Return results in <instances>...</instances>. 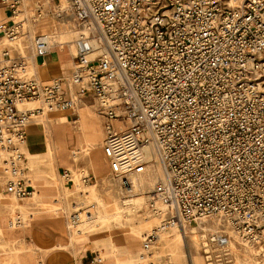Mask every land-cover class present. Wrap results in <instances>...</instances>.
I'll use <instances>...</instances> for the list:
<instances>
[{
    "label": "built area",
    "instance_id": "built-area-1",
    "mask_svg": "<svg viewBox=\"0 0 264 264\" xmlns=\"http://www.w3.org/2000/svg\"><path fill=\"white\" fill-rule=\"evenodd\" d=\"M22 1L0 0L13 18L0 27L4 190L19 200L34 193L23 146L43 108L19 105L73 108L68 79L77 96L98 102L103 151L125 206L133 204L132 176L148 171L143 147L157 153L162 176L146 205L161 222L144 235L142 260L153 257L162 232L184 223L197 225L207 264H236L235 244L264 253V0H66L80 29L77 55L68 78L47 82L33 61L49 56V38L37 35L29 55L11 45L29 35L25 20H14ZM37 8L42 16L43 5ZM125 136L132 143L122 154L130 151L132 162L113 145ZM81 181L92 176L81 173ZM210 221L214 231L206 229ZM22 224L18 214L9 219Z\"/></svg>",
    "mask_w": 264,
    "mask_h": 264
},
{
    "label": "bare ground",
    "instance_id": "bare-ground-1",
    "mask_svg": "<svg viewBox=\"0 0 264 264\" xmlns=\"http://www.w3.org/2000/svg\"><path fill=\"white\" fill-rule=\"evenodd\" d=\"M43 2L46 5L48 10L46 12L44 10L42 12L43 15L38 16V14H37L38 5L35 2V0H23L21 5L18 8L17 13L18 12L19 13L17 14L16 18L20 17V16H22L21 19H23V17L25 18L23 20H25L27 25L28 24L31 25V32L29 35L31 37H34V39L36 37V33H42L40 35H43V36H46L49 38L50 45H51L50 46L51 54H55L56 52L69 54L71 57V62H74V57L77 55L76 39L78 38V36L80 34L79 33L80 29H79L78 25L75 29V25L73 24L74 18L72 16V14L69 12L66 0H60V3H57V4L53 0H43ZM236 3H237V1L231 2V4H233V5ZM49 13H51L52 17L48 15ZM29 15H31L32 16L31 18L33 19V20H31V22H30ZM12 19L13 18L11 17L10 21ZM34 39H33V41H34ZM33 41H32L31 45H33ZM96 54L97 53L91 54L88 57V59H90V60L93 59L96 56ZM35 58H38V57H35ZM65 61H66V59H65ZM34 64H35L34 69L38 73L39 78L42 80H47V78H44V76L50 71V69H51L50 66L49 67L48 66H41V65L36 66V62H34ZM68 64L70 66V62ZM51 66H52V64H51ZM39 67L40 68L42 67V68L39 69ZM68 76L69 75H67L65 78H68ZM49 78H51V77H49ZM44 82H47V81H44ZM63 86L65 89V97L66 98H72L74 100L73 108L65 109V110L48 108V107H45L44 104L40 100L27 102V103H23V104L19 105V107H21V108H35V107L43 108V112H42V114L38 120L42 119L47 114V118L45 117L44 119L38 121V124L36 123V125H38V130H37V133L35 134V136L33 138V141H34V144L36 146H38V147L44 146L45 147V156H44L43 161L49 162L51 171L54 174V176H52V177H55V179L53 178V181H48L47 178L51 175L47 174V172L43 169V165L41 164L40 167L37 168V171H36L37 176L35 177V182L32 179H30L31 184L37 188L36 193L38 196H37L36 201L38 203L41 202V204H45V205H48L50 207V210L43 212L42 214H39V215H34L33 219H40L43 217H47V216L56 214L59 211L58 209H63V207L60 206L59 204L45 202L44 200H42V198H41L42 195L40 194L41 193L40 189H42L44 187L49 188V187H59L60 186L59 189L63 188V182L58 179L55 162H58V163L59 162H67L71 159H73L74 162H77L81 155H87L91 159L90 160L91 163H93V165L97 169H99L101 166V159H103L102 157L104 155L105 160H106L107 165H108L109 170H110L109 159L106 157L104 151L102 154L103 134L95 126L96 119H97L96 118L97 112H98V111H96V105L82 100L81 105H79V107L76 109V111L80 114L79 118H77L75 120H71V121H66V119H61L58 116V114H64V113L71 112L68 110L75 109L77 106V101H78V97L75 94H73L74 88L70 84L68 79L65 80V83ZM52 114H56V116L52 117L49 120L48 117L51 116ZM98 115H99V112H98ZM117 124H120V123L117 122ZM120 126H121V124H120ZM121 127H122V129H124L123 125ZM30 138H32V137H30ZM30 138L28 137V139H30ZM29 142H31V140ZM29 142H26V144H25L24 153H25L26 160H27V162H26L27 166H29V168L31 169V167H33V165L36 161H35V158H33L34 154L32 152H30L31 150H29V148L31 146V145L29 146V144H30ZM131 143H132L131 137H129V136H125L120 140H115L113 143L115 150L121 154V160L123 162H132L134 160V156L132 153H130V151H127L126 154H122L125 149L128 150L130 148ZM31 147L33 150L34 145ZM142 151L145 154V156L149 162L148 171L142 175L132 176V182H133L134 188L136 189L135 194L133 195L132 206H125L127 204L125 203V200L122 197V192L120 190H118L116 187L117 186V177L114 174H112L111 170H110V173L112 174L114 181L111 179L110 176L102 179V183L106 186V188L107 187H113V186L115 187V191H116L115 196H116V199L118 200L117 206L120 208V210L122 212H127L128 214H133L135 208H138L141 204H143L144 202H147L146 200L149 196L148 194L152 191L153 185L162 176V168L159 164L156 151L149 145H145L143 147ZM34 153H35V151H34ZM82 185H86L84 190H87V192L92 190L91 195H92V192L95 191L96 187H97L96 185H89V184H84V183ZM34 197H35V190H34L33 196L28 198V199H30V201H32L34 199ZM9 200L12 202L11 211H13L16 208V206L20 207V209H21L22 204H16L13 201V199H11V198H9ZM95 200H96V198H95ZM83 204H85V202ZM83 204L78 203V202L77 203L74 202L72 204V206H73V209L76 210L78 208V210H79V208H81V205H83ZM18 215H20L23 218L24 224L18 225V226H9V220H8V226L10 228L9 227L7 228L0 221V230L3 233L5 240L11 239L12 237L13 238L17 237L16 233L21 232L19 227L25 226L27 224V214L22 209ZM86 215L84 217H86ZM111 216L112 215H110V214H105L103 216H100V220L101 221L104 220L107 222V221H109V218ZM111 218H113V217H111ZM115 218H118V214L115 215ZM115 218H113V219H115ZM82 222H84V221L77 222L76 226L77 227L80 226L82 224ZM103 222H101V223H103ZM189 226H191V227L194 226V230L189 228ZM30 227H31V223H29V228ZM215 228L216 227L213 225H212V227H208L206 225L207 230L214 231ZM197 230H199L197 225L184 223L183 226H180V227L174 224L168 230L163 232L165 234L164 238H166V235H168L169 237L176 238L178 241H181L184 244V247L186 248L187 253L191 254L193 264H197V258L194 255V252L197 254H200L199 253V251H200L199 250L200 249V247H199L200 235L197 232H195ZM117 231L118 230H115V231H109L108 230L107 233L110 236V235H113ZM122 232L125 233L126 235H128L133 240H141V236L138 234L131 235V233L124 231V230ZM143 237L144 236H142V240H143ZM70 238H71L72 242H74V240L76 239L75 237H73L71 235H70ZM110 238H112V237H110ZM138 238H140V239H138ZM159 239L161 240L162 238L160 237ZM160 244H161V242H160ZM189 244L192 246L194 252L191 250V247ZM63 246H66V245H63ZM19 251H20L19 253H15L16 254V264H25V262H24V258H25L24 256L25 255L24 254L26 253V250L20 249ZM4 254L5 253H3V256H4ZM4 258H3V260H4ZM154 258H157V259L154 260ZM159 259H160V256L158 254H156L155 257H153L152 261H150V264H160ZM167 264H173V263L167 262ZM182 264H189V263L183 262ZM256 264H264V260L263 261H256Z\"/></svg>",
    "mask_w": 264,
    "mask_h": 264
},
{
    "label": "rangeland",
    "instance_id": "rangeland-1",
    "mask_svg": "<svg viewBox=\"0 0 264 264\" xmlns=\"http://www.w3.org/2000/svg\"><path fill=\"white\" fill-rule=\"evenodd\" d=\"M53 1L56 2V4L60 3V0H53ZM35 2L37 3V5H38V3L42 4L45 12L48 10L46 5H44L43 0H35ZM0 7L3 8L1 5H0ZM3 9L5 10V8H3ZM48 15L51 16V13H49ZM29 17H30V22H31V20H33L31 18L32 16L29 15ZM21 18H22V16L14 18V20H20ZM73 24L75 25V29H76L77 23L74 19H73ZM0 27H1V25H0ZM28 32H29V34L31 32V25L30 24H28ZM38 34L39 33H36V35H38ZM28 36L22 38L17 43L11 44L15 47L17 52L27 54V55L32 54V45H31V43H29L27 41ZM65 65H66V62H65ZM34 67H35V64H34ZM64 68H66V67H64ZM37 75H38V73H37ZM49 80L50 79H47L45 81H49ZM85 99L88 103L95 104L98 107L97 100L94 99V97H92L91 95H87L85 97ZM69 115H70L69 116L70 120H73V119H76L79 117L78 113H75V112L70 113ZM97 115H98V112H97ZM38 119L34 120L31 123V125L29 126L28 137L29 138L32 137V138L27 140V142H29L31 140V142H29L30 143L29 146L34 145L33 150H32L31 146H30L29 150H31L30 152H32L34 154L33 158H35L36 162L34 163L33 167H31V169L29 168V166H27V163H26L27 160H26V156L24 153V151H25V145H24L23 146V153H24L25 158L23 161V166L27 169V173L29 175V178L35 182V177L37 176L36 175L37 168L40 167V165L42 164L43 169L47 172V174L51 175L47 178L48 181H53V178L55 179V177H52V176H54V174L51 171L49 162L43 161L44 156H45V147L44 146L38 147L34 144V141H33V138H34V136L38 130V125H36V123L38 124V121H39ZM102 125L103 124L101 123V121L99 119H97L95 126L98 129H101L103 127ZM117 125H120V124H117ZM34 151H35V153H34ZM102 158L103 159H101V166L99 169H97L93 165V163H91V161H90L91 159L87 155H81L77 162H74L73 159H71L67 162H59V163L55 162L58 179L63 182V188L59 189L60 186L59 187H49V188L44 187V188L40 189V192H41L40 194L42 195L41 198H42V200L47 201V202H59V205L62 206L63 209H58L59 211L53 215H57V214L61 213L64 215V217H67V215L75 212V210L72 209V207H71V203L76 202L75 198H77V200H83L85 202V204L81 205V208H79V211L80 212L82 211L80 221H81V219H84V220L88 219L89 220L90 218H93V219H95L94 223H96V225H95L96 228H98L101 224L103 225L101 227L102 229L89 231L85 235L86 237H84V238H88V240H87L88 245L86 247L94 249L95 251L98 252V263H100L101 261H103L105 259H111V256L115 255L116 254L115 252L118 251L119 243L125 242V241L126 242H128V241L133 242L134 241V243H135L134 247H136L137 249H136L135 253L133 254L134 258H132V261H131V264H132V263H134V260H136V259L139 260V255H140L141 249H142V236H144L151 229H153L154 227L159 225V223L161 221H160V219L151 215L148 212V207L146 205L147 202H144L138 208H135L133 214H128L127 212H122L120 210V208L117 206L118 200L116 199V196H115V193H116L115 187L112 185L113 187H107L106 188V186L102 183V179H104L108 176H110L111 179L114 181L112 174H110V172H109L110 170H108V168L105 164L104 156ZM67 168H69V170ZM64 170L69 171L72 174L71 179H73V181L66 179V177L64 176ZM1 171H2V169H1V165H0V221L4 226H6L8 228L7 218L10 219L11 217H14L15 215L19 214L21 209H20V207L16 206V208L13 211L7 213V216H6V214L4 213V210L7 211L10 203L8 205L6 203V200L4 199V197L11 198V199H13V201L16 204H22V205L28 204V202H30V199L26 198L23 200H19L16 197H14L11 193L6 192L4 190V184L1 181ZM81 173L89 174L92 176V181L90 183H84V184H89V185H95L96 184V186H97L96 190L92 192V195H91L92 190H90L88 192H87V190H84L86 185H82L83 182L81 181ZM74 178H77V179H75V182H77V180H79L80 184L81 183L82 184L79 185L78 182L76 183V184H78L77 190L79 191V193H77L78 195H76V196L70 197V196H68L69 192H70V187H71L70 183H74ZM154 185H153V187H154ZM33 187L35 188V190L37 189L34 185H33ZM116 187L118 190H120L122 192V197L124 199L125 193H123L121 186H120V182L118 179H117V186ZM79 188L82 191V195L80 194L81 192H80ZM53 192H56V193H53ZM66 194H67V196H66ZM53 198H56L58 201H52ZM95 198H96V200H95ZM93 199L95 201L92 202ZM96 202H99L100 205L101 204L102 205L98 207L97 206L98 203H96ZM4 207L6 209H4ZM41 208H45L46 210H41ZM25 209L28 211L29 215L34 216V215H39V214H42L43 212L50 210V207L48 205L41 204V202L38 203L37 201H35L34 204L30 203L27 207H25ZM77 210H78V208L76 209V211ZM89 210L91 211V216L86 215V212ZM105 214H110V215H112L111 217H113V218H115V215L118 214V218L113 219L110 217L109 221L106 222L103 220L104 221L103 222L100 220V216H103ZM85 215H86V217H84ZM120 221H123L124 225L122 224L121 226H117V225H119V223H122ZM101 222H103L104 224ZM212 225L216 227V223L211 222V221L207 226L212 227ZM72 227H77L76 223H74V225H72ZM189 228L194 230V226L193 227L189 226ZM19 229L21 231H27V229H29V224L22 226V227H19ZM108 230L109 231L118 230V231L115 232L113 235L109 236L107 233ZM123 230L127 231L129 233H132V234L140 235L141 240L131 239L128 235H126L125 233L122 232ZM94 232H96V233H94ZM103 232L105 234V237H103ZM195 232H197L199 234V230H197ZM164 236H165V234L162 232L160 234V237L162 239L161 240L159 239V242L157 243L156 247L153 249V252H152L153 257H155L156 254H158L160 256V259H159L160 264H167V262H171L173 264H182L183 262L193 264L191 254L187 253L186 248L184 247V244L181 241H178L174 237H169L168 235H166V238H164ZM110 237H112V238H110ZM160 242H161V244H160ZM19 244L20 243L17 239L5 240V237L2 233V231L0 230V261H1L0 264H14L13 259L16 256L15 253L20 252V251H18V249H24L25 250V248L22 246H19ZM108 245L111 246L110 248H111L113 253L108 252V250H109ZM190 247H191V250L194 252L191 245H190ZM199 247H200V249H199L200 254H197L194 252V255L197 258V264H207V262L205 261L204 253H203L202 248L200 246V241H199ZM233 250L235 252L234 254H235V258H236V264H256V261H263L264 260V253H260L258 248H253V249L250 248L249 249V248H244L241 244L240 245L235 244V246H233ZM3 253H5L4 256H3ZM24 255H25L24 256L25 257L24 262H25V264H28V261L32 259V256L29 253H25ZM118 257L121 259L126 258L127 254L123 250H120L118 252ZM153 257L151 259H148V260H143V261L141 260V262H143L141 264H150V261H152ZM3 258H4V260H3ZM155 259H157V258H154V260Z\"/></svg>",
    "mask_w": 264,
    "mask_h": 264
},
{
    "label": "crops",
    "instance_id": "crops-1",
    "mask_svg": "<svg viewBox=\"0 0 264 264\" xmlns=\"http://www.w3.org/2000/svg\"><path fill=\"white\" fill-rule=\"evenodd\" d=\"M10 19H11L10 14H8V12L6 10H4L3 8L0 7V25L10 21ZM23 19H24V17H23ZM39 34H42V33H39ZM33 39H34V37H31L29 35L27 41L32 44ZM65 59H66V61H65ZM43 61L45 62V64L42 63ZM34 62H36V66L37 65L48 66V67L50 66V68H51L50 71L44 76V78H47L50 80L53 78H57V77H63V76L66 77L73 70V62H71V57L69 54H66V53H59V52L58 53L56 52L55 54L50 53L49 56H47L43 60L41 57L35 58ZM65 62H66V65H65ZM69 62H70V66L68 64ZM51 64L53 67L51 66ZM64 67H66V68H64ZM41 68L39 67V69H41ZM49 77H51V78H49ZM40 80L45 81L42 79H40ZM73 94H75V89H73ZM77 97H78V101H77L76 108L73 110H68V111H71L69 113L58 114V116L61 119H66V121H71L69 119V116H70L69 114L73 113V112L78 113L76 111V109L79 107V105H81V101L82 100L86 101V99H85V97H82V96H77ZM96 111H98L97 105H96ZM78 115L80 117L79 113H78ZM55 116H56V114H52L48 118L50 120L52 117H55ZM45 117L47 118V114L42 119H44ZM96 118L99 119L101 121V123L103 124L102 125L103 127L99 130L103 134V140L102 141L104 142L105 129H104L103 118L100 114L97 115ZM42 119H40V120H42ZM73 120H75V119H73ZM102 149H103V145H102ZM102 153H103V150H102ZM104 159H105V157H104ZM105 164L109 170V167L107 165L106 160H105ZM67 169H69V168H67ZM75 179H77V178H74L73 184L70 183V184H72L70 187L69 195H68L70 197L76 196V195H78L77 193H79V191L76 189L78 184H76L77 182H75ZM68 180L73 181V179H68ZM77 181H78L79 185H81L79 180H77ZM34 190H35V188H34ZM79 190L81 192L80 194L82 195V191L80 188H79ZM53 193H56V192H53ZM37 196L38 195H37L36 190H35L34 199L32 201L28 202V204L22 205L23 208H21L27 214V224L26 225L31 223V227L29 229H27V231H21L19 233H16L17 234L16 238L12 237L11 239H8V240L17 239L20 243L19 246L24 247L26 250V253L31 254V256H32L31 260L32 261L29 260L28 264H131L132 258H134L133 254L135 253V251L137 249L136 247H134L135 246L134 241L133 242H131V241L126 242L125 241V242L119 243L118 251L115 252L116 253L115 255L111 256V259H105V260L101 261L100 263H98V252L95 251L94 249L86 247L88 245V243H87L88 238H84V237H86L85 235L89 231L102 229L101 228L103 226L102 224L98 228H95L96 223H94L95 219H93V218H90L89 220L88 219H85V220L82 219L81 221H84V222H82V224L79 226L80 228L79 227L78 228L72 227V225H74V223H72L70 221L71 214L67 215V217H64V215L60 213L57 215H51V216L43 217L40 219H33L34 216L29 215V213L25 209V207H27L30 203L34 204L36 199H37ZM66 196H67V194H66ZM4 199L6 200V203L8 205L10 203L7 211L4 210V213L7 216V213L11 212L12 202L9 200L8 197H4ZM75 200H76V202L78 201V203H81V204L84 203V201L77 200V198H75ZM52 201H58V200L56 198H53ZM93 201L94 200H92V202ZM45 202H47V201H45ZM48 203L59 204V202H48ZM73 203L74 202L71 203L72 209H73V206H72ZM96 203H98L97 204L98 207L102 205V204L100 205L99 202H96ZM4 209H6V208L4 207ZM41 210H46V209L41 208ZM8 220L9 219L7 218V226H8ZM81 221H79V222H81ZM120 222H122V223H119L118 226H121L123 224V221H120ZM94 233H96V232H94ZM70 235L76 238L74 240V242L71 241ZM131 235H133V234L131 233ZM103 237H105L104 232H103ZM138 239H140V238H138ZM63 245H66V246H63ZM110 247L111 246L108 245V248H109L108 252L113 253ZM19 250L20 249H18V251ZM120 250H123L127 254L126 258L121 259L118 257V252ZM13 260H14V264H16V256L14 257ZM136 260H134V263H132V264L143 263V262H141L142 259H141L140 255H139L140 261L139 260L136 261Z\"/></svg>",
    "mask_w": 264,
    "mask_h": 264
}]
</instances>
